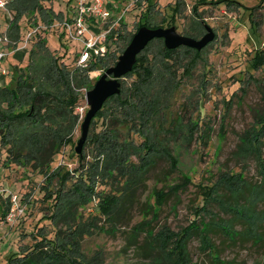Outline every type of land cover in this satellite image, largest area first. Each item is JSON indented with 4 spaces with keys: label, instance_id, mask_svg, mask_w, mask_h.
<instances>
[{
    "label": "rangeland",
    "instance_id": "obj_1",
    "mask_svg": "<svg viewBox=\"0 0 264 264\" xmlns=\"http://www.w3.org/2000/svg\"><path fill=\"white\" fill-rule=\"evenodd\" d=\"M132 1L123 0L112 7L113 15L118 16L132 3L122 20L126 26L120 24L115 33H121L120 36L114 34L110 39L112 51L101 57L104 58V63L98 64L94 69L88 65L77 70L78 79L82 84L76 91L79 103L75 111L68 109V113L59 115L57 109L48 108L38 115L30 100L24 98L27 103L22 101L25 89L20 91L19 98L11 104L0 103V129L32 131L34 137L30 142L35 152L45 146L50 150L53 143L59 146V152L52 164L39 170L24 164L6 162L7 153L0 139V264H7L11 255L21 252L25 246L32 245L37 239L30 233H37L41 227L39 235L44 241L47 236L53 238L58 229H63L64 248L73 240L79 241V252L93 264H150V258L145 255L148 248L144 244V232L134 245L131 244L133 227L143 220L140 210L130 211L127 216H123L117 223V228L113 229L116 231L112 232L107 218L99 209L101 197L104 195L103 187L106 185V191L121 187L118 185L119 181L113 185L111 181L102 180L101 177L103 146L100 142L104 137L102 134L108 117L96 118L91 124L81 156L75 151L82 135V122L89 109L86 92L117 62L140 28V23L152 28L169 27L172 23L179 33L197 39L208 32V25L216 34L215 40L198 54L195 50L188 52L186 56L190 57L187 59H184L185 54L176 55L175 59L165 58L163 39L154 41L145 51L156 69L155 87H169L167 97L169 103L171 100L175 106L174 112L181 113L185 124L193 121L199 124V127L206 125L210 130L206 144L195 138L188 148L179 150L180 170L173 172L172 180L165 179L161 182L153 178L142 188L140 197L145 200L149 198L148 193L154 187L165 188L166 182H180L184 174H190L192 177V183L179 194L172 196L163 207L160 217L153 224L156 230L163 225L173 230L188 225L192 208L203 204L199 192L200 185L212 184L221 172H242L247 183L251 184L261 181L255 158L238 157L234 153L241 144L240 137L255 125L257 111L264 108V0H234L236 3L231 2L228 5L226 1L217 4V0H181L176 17L171 16L174 0H154L150 13L143 18L141 12L146 9V1L142 4L144 6ZM48 4L55 11L61 12L62 16L67 12L64 0H50ZM29 20L32 22L33 18ZM2 28L4 27L0 25V31ZM61 33L63 28L58 29L55 35ZM56 39L54 36L50 45L47 43L48 47H40L39 53L34 57L36 66L34 70H30V75L39 74L43 68L46 70L51 67L53 54L57 57L62 54L64 48L57 45ZM30 43L28 48H24L28 54ZM113 58L116 60L111 64L110 60ZM191 59L193 63L189 74L183 75L182 70H177L174 66L178 61L186 63ZM28 62L29 58L25 56L21 67L26 66ZM170 66L174 67L169 69ZM172 70L177 71L174 73ZM30 75L23 74L21 84L28 85ZM135 79V75L121 79L122 87L131 85ZM43 86L47 84L44 83ZM6 96V92H2L0 102ZM23 102L25 105L20 108ZM29 109L31 115L26 121L21 119L22 117L10 118ZM198 133L199 131L195 132V137ZM126 134L124 135L127 136ZM166 167L164 162L157 170ZM14 194L18 195L15 210L11 201ZM70 202L76 203L73 208L76 211L77 223L85 229H90L89 234H82L80 238L72 232L77 228L76 225L57 223L58 218L51 215L54 211H65ZM8 206L15 215L11 220L8 215H4ZM211 207L214 211H220L217 205ZM259 207L263 208L264 205ZM213 243L222 251L219 257L225 262L221 264H264V243L237 240L235 244H231L221 231L213 234ZM76 250L77 245H73L71 252ZM207 251H202L198 237L190 242L191 258L197 264H214ZM65 259L67 258L63 256L64 262ZM67 260L68 264H76L71 262L70 258Z\"/></svg>",
    "mask_w": 264,
    "mask_h": 264
},
{
    "label": "trees",
    "instance_id": "obj_2",
    "mask_svg": "<svg viewBox=\"0 0 264 264\" xmlns=\"http://www.w3.org/2000/svg\"><path fill=\"white\" fill-rule=\"evenodd\" d=\"M64 1L68 8L63 15L64 19L61 12L55 11L48 4L50 0H11L8 4L12 17L9 24V36L13 40L23 41L27 33L34 28H37V32L30 40L28 64L19 70L13 68V82L8 86L0 87V94L2 92L7 94L6 98L0 102L3 105L16 101L20 91L25 89L22 101H25L24 98L30 100V104L38 115L48 108L57 109L59 115L68 113V109L76 110L79 103L76 91L82 84L78 79L77 70L81 67L75 66L76 46L67 38L65 28L60 22L62 19L63 22L71 19L76 0ZM134 1L139 2V6H144L142 4L146 1L147 5L145 4L144 7L146 9H142L141 18L148 16L147 13H150L154 0H133L132 2ZM221 1H226L227 5L231 2L236 3L234 0H217L216 3L219 4ZM199 2L202 1L199 0ZM203 2L206 1L203 0ZM180 5L181 0H174L172 17L178 15ZM194 10L196 11L197 7ZM29 18H33L32 22ZM121 24L126 26L124 22ZM143 24L140 23L138 28ZM172 25L175 24H169V26ZM60 28H63V33L55 35ZM116 32L117 29L113 30L110 37ZM120 34L115 35L120 36ZM54 36L57 38V45L64 48L62 54L59 57L53 54L51 67L46 70L43 68L39 74L30 75L32 74L30 70H34L36 66L34 57L39 53L38 50L41 46L48 47L47 43L50 45L51 38ZM157 40L162 41V38L152 40L138 56L133 70L123 77L135 75L136 79L131 85L122 87L120 94L110 97L92 121L93 123L96 118L108 117L102 134L104 137L100 142L103 146L101 177L102 180L111 181L113 185L119 181L118 185L121 186L114 190L110 188L109 191H106V185L103 187L104 195L101 197L102 203L99 209L107 218L112 232L116 231L113 229L117 228V223L123 216H127L130 211L140 210L143 220L133 227L131 244L134 245L140 234L144 232L146 238L144 244L148 248L145 255L150 258V264H197L190 253V242L195 237L199 238L202 251L208 250V254L213 258L212 262L221 264L225 262L219 257L222 251L213 243V234H217L218 231L224 233L231 244H235L237 240L252 241L255 244L264 243V207H259L261 204L264 205V108L257 111L255 125L240 137L241 144L234 153L238 157L255 158L261 181L251 184L247 183L246 176L242 172H221L212 184L200 185L199 192L203 204L192 208L188 225L179 230L163 225L156 230L153 224L160 217L163 207L172 196L179 194L192 183V177L190 174H184L180 182L174 181L172 184L166 182L165 188L154 187L148 193L149 198L145 200L140 197L142 188L153 178L161 182L165 179L172 180L173 172L180 170L179 150L188 148L195 138L206 144L209 138L208 133H210L206 125L199 127V124L193 121L185 124L181 113L174 112L175 106L171 100L169 103L167 97L169 87L165 85L163 88L155 87L156 69L154 62H151L145 51ZM163 50L166 54L165 58L174 59L177 58L176 55L183 56V54H185L184 59H187L190 55L186 56V54L193 50L197 51L196 54L200 52L186 46L175 49L165 47ZM115 60V58L111 59L110 63L114 64ZM183 62L178 61L174 66L177 70H182L183 75L189 74L193 59ZM103 63L104 58L99 57L93 58L89 65L94 69L98 64ZM172 67L170 66L169 69ZM27 73L30 75L28 85L21 84L23 74L27 75ZM44 83L47 86H43ZM30 90L35 92L30 93ZM24 105L23 102L20 108ZM30 111L31 109L20 111L10 118L22 117L21 119L26 121V118L31 115ZM169 111L170 117H168ZM196 131H199L197 137H195ZM33 137V132L27 129L9 131L0 129L2 147L7 153L6 162L24 164L39 170L51 165L59 152V146L53 143L50 150L45 146L35 152L30 142ZM164 162L167 167L157 170ZM88 178L90 179L89 176ZM75 204L70 202L65 211H54L51 215L58 218L57 223L76 225L75 228H77L72 232L80 238L82 234H89L90 229H85L77 223L76 211L73 208ZM212 205H217L220 211H214ZM10 209L11 207L8 206L4 212L5 216ZM41 229L42 227L37 233H30L37 240L32 245L23 247L21 252L11 255L7 264H68L69 258L76 264H93L79 252V244H77L79 241L73 240L64 248L62 239L65 238V231L63 229H58L53 238L47 236L46 241L39 235ZM73 245H77V250L71 252ZM63 256L67 258L65 262ZM56 260L62 262L58 263Z\"/></svg>",
    "mask_w": 264,
    "mask_h": 264
},
{
    "label": "water",
    "instance_id": "obj_3",
    "mask_svg": "<svg viewBox=\"0 0 264 264\" xmlns=\"http://www.w3.org/2000/svg\"><path fill=\"white\" fill-rule=\"evenodd\" d=\"M207 33L200 39L187 36L178 32L175 25L169 27L141 26L132 37L129 45L118 57L117 62L110 66L96 81L94 87L86 92V100L89 109L82 122V135L75 148L81 155L83 147L88 139L93 119L103 108L105 102L112 96L120 94L122 90L121 79L131 72L138 60V56L145 50L148 44L157 38L164 40L165 47L175 49L181 46L203 50L215 40L216 34L212 27L206 25Z\"/></svg>",
    "mask_w": 264,
    "mask_h": 264
},
{
    "label": "built area",
    "instance_id": "obj_4",
    "mask_svg": "<svg viewBox=\"0 0 264 264\" xmlns=\"http://www.w3.org/2000/svg\"><path fill=\"white\" fill-rule=\"evenodd\" d=\"M11 0H0V9H4L11 17L8 4ZM130 3L122 14L114 16L113 8L109 7V0H76L75 11L71 19L65 20L61 25L65 28L66 36L76 46L77 57L76 67H85L90 64L93 58L103 57L110 50V35L117 29L128 11ZM37 28L29 31L22 41L21 47L27 48ZM7 34L0 32V43H10ZM7 52L0 49V63L6 58ZM15 210L18 205V195L11 197ZM11 210V209H10ZM8 219L15 215L13 211L8 212Z\"/></svg>",
    "mask_w": 264,
    "mask_h": 264
},
{
    "label": "crops",
    "instance_id": "obj_5",
    "mask_svg": "<svg viewBox=\"0 0 264 264\" xmlns=\"http://www.w3.org/2000/svg\"><path fill=\"white\" fill-rule=\"evenodd\" d=\"M123 2V0H109V7H113L114 4ZM12 17L8 16L4 9H0V25L4 28L1 29V33L9 36V24ZM10 43H0V49L7 52L6 58L0 63V87H5L13 82V68H22V62L25 56H28L27 51L21 47L22 41H15L10 36ZM12 70V71H10Z\"/></svg>",
    "mask_w": 264,
    "mask_h": 264
}]
</instances>
